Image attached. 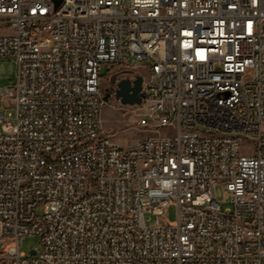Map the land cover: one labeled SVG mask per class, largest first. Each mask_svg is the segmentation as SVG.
I'll return each mask as SVG.
<instances>
[{
    "label": "built area",
    "instance_id": "built-area-1",
    "mask_svg": "<svg viewBox=\"0 0 264 264\" xmlns=\"http://www.w3.org/2000/svg\"><path fill=\"white\" fill-rule=\"evenodd\" d=\"M0 58V264H264V0H0ZM103 63L142 78L126 144Z\"/></svg>",
    "mask_w": 264,
    "mask_h": 264
},
{
    "label": "rangeland",
    "instance_id": "rangeland-1",
    "mask_svg": "<svg viewBox=\"0 0 264 264\" xmlns=\"http://www.w3.org/2000/svg\"><path fill=\"white\" fill-rule=\"evenodd\" d=\"M132 57L129 58L131 62ZM135 63L145 64V61L135 60ZM110 64L103 63L99 67L100 75V87L102 97L105 92H112L111 96L101 107V127L105 133L111 134L115 140L120 144H126L134 141L136 138L144 135L145 132L136 127L135 122L137 119L136 111L133 106L123 105L119 102L118 98L114 96L113 88L109 86L110 77L112 72L108 71V66ZM116 66L111 65L114 69ZM128 74H144L145 70L143 67L139 68L138 71L127 70ZM139 75V74H138ZM16 77V64L12 58H0V87H4L15 80ZM2 102L0 101V113H3ZM241 147L245 150L246 148L253 147L254 143L251 140H245L241 142ZM216 198L221 201V206L224 207L225 203L222 201V190L219 186L215 188ZM37 212L42 213V207H40ZM174 219V208H169L168 216L166 214H155L150 216L148 225H153L155 223L162 224L166 221H172ZM40 242L37 236H26L23 238L21 243V251L29 255L30 250L34 248H39Z\"/></svg>",
    "mask_w": 264,
    "mask_h": 264
},
{
    "label": "water",
    "instance_id": "water-1",
    "mask_svg": "<svg viewBox=\"0 0 264 264\" xmlns=\"http://www.w3.org/2000/svg\"><path fill=\"white\" fill-rule=\"evenodd\" d=\"M60 0H55V6ZM111 82L115 84L114 96L118 98L119 102L123 105H138L141 103L142 93L141 83L142 78L140 75H135L133 79L129 77L122 78L120 80ZM109 98V93H105L103 101L106 102ZM30 254H34V251H30Z\"/></svg>",
    "mask_w": 264,
    "mask_h": 264
},
{
    "label": "flooded vegetation",
    "instance_id": "flooded-vegetation-1",
    "mask_svg": "<svg viewBox=\"0 0 264 264\" xmlns=\"http://www.w3.org/2000/svg\"><path fill=\"white\" fill-rule=\"evenodd\" d=\"M118 76H119V74H118V72H116V73L112 74L111 77H110L109 86H110L111 88H113V90H114V88H115V84H114L113 82H111V79L114 80V81H117ZM105 93H109V97H110L111 94H112V92H105ZM105 93H104V94H105Z\"/></svg>",
    "mask_w": 264,
    "mask_h": 264
}]
</instances>
